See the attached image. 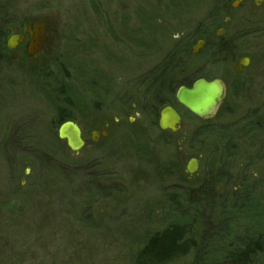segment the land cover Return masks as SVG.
Wrapping results in <instances>:
<instances>
[{"label":"rangeland","instance_id":"1","mask_svg":"<svg viewBox=\"0 0 264 264\" xmlns=\"http://www.w3.org/2000/svg\"><path fill=\"white\" fill-rule=\"evenodd\" d=\"M27 24L43 26L41 55L0 51V264H135L171 224L192 248L168 264H212L264 236V0H0L3 46ZM198 79L225 86L207 122L175 99ZM166 106L177 133L158 128ZM59 118L81 127L79 153ZM230 190L256 209L226 232Z\"/></svg>","mask_w":264,"mask_h":264},{"label":"trees","instance_id":"2","mask_svg":"<svg viewBox=\"0 0 264 264\" xmlns=\"http://www.w3.org/2000/svg\"><path fill=\"white\" fill-rule=\"evenodd\" d=\"M155 99H158L157 104L153 105L152 103L149 108L150 115L153 117L158 116L161 104L160 98L155 97ZM65 120V118H59V123L61 124ZM232 191H228L227 196L221 199L222 215L226 221L229 220L226 224V232H229V227H231V218L242 215L246 218L249 212H251L252 217V212L256 209L252 206V199L247 197L245 192L239 191V195L235 196ZM187 226L171 224L165 230L154 234L145 248L136 256L138 258L135 264H168L186 257L192 248V241L188 238L190 232ZM247 232L251 233L250 231ZM247 232L244 233L245 235L236 247L228 245L226 254L222 255V259L220 261L213 260L212 264H253L255 258L264 259V236H252L248 235ZM157 239L163 240L158 244H153ZM207 261H204L203 258L202 262L208 264Z\"/></svg>","mask_w":264,"mask_h":264},{"label":"water","instance_id":"3","mask_svg":"<svg viewBox=\"0 0 264 264\" xmlns=\"http://www.w3.org/2000/svg\"><path fill=\"white\" fill-rule=\"evenodd\" d=\"M256 4L258 3L256 2ZM16 40L17 36L8 40L9 49L16 46ZM203 44L202 41L198 42L192 54H197L202 49ZM247 63V58L240 60L235 67V72L240 73L241 66L245 67ZM224 96V85L221 81L198 79L190 87H180L175 94V99L181 107L194 117L202 121H210L215 117ZM158 128L162 132L177 133L182 128L181 117L172 107L166 106L159 113ZM102 135H106V131L103 130ZM57 138L66 145L71 153L77 154L85 148L81 130L73 121H65L60 124L57 130ZM95 139L93 138L94 141ZM197 168V161L192 159L187 165L186 173L193 175L197 172Z\"/></svg>","mask_w":264,"mask_h":264},{"label":"flooded vegetation","instance_id":"4","mask_svg":"<svg viewBox=\"0 0 264 264\" xmlns=\"http://www.w3.org/2000/svg\"><path fill=\"white\" fill-rule=\"evenodd\" d=\"M40 29L36 32V25H33V24H27L26 26V30H23V31H18V32H15V34L11 35L8 40L13 37V36H17V44L16 46L13 48V49H9L8 47V40L6 42V44L3 46V43L1 42L0 43V51L4 52L5 51H14L16 49H18V47H24L25 48V54L28 56V57H39L41 54L39 53L40 51V48H42V45L46 42L47 40V36L45 34V32L43 31V26L40 25L39 27ZM202 42H204L203 44V47L205 45V41L204 40H200ZM202 47V48H203ZM38 49L37 51L34 52V50ZM2 58V57H1ZM246 57L243 56L239 59L240 60H243L245 59ZM248 59V63L246 64V66H241V71L240 73L238 74H241V72L244 70V69H247L249 64H250V59ZM239 63V62H238ZM237 63V64H238ZM236 64V65H237ZM217 80V79H215ZM220 81V80H219ZM222 82V81H221ZM223 84V82H222ZM224 85V84H223ZM191 86V85H190ZM188 86V87H190ZM186 87V86H185ZM225 87V86H224ZM224 91H225V88H224ZM225 97V96H224ZM223 103V102H222ZM161 111V110H160ZM77 124V123H76ZM78 125V124H77ZM79 126V125H78ZM80 130H81V136L85 142V147L87 146V142H86V139L84 138L83 136V131L81 129V127L79 126ZM107 127L103 128L101 130V132L106 131V135H107ZM102 134V133H101ZM106 135H101V137H106ZM97 140V138L95 139V141Z\"/></svg>","mask_w":264,"mask_h":264}]
</instances>
